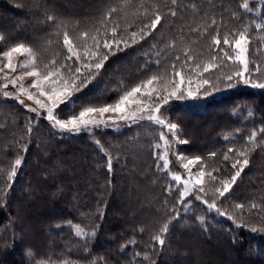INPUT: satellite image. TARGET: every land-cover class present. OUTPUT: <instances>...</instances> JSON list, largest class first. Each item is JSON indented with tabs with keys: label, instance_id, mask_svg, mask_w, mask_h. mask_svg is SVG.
<instances>
[{
	"label": "trees",
	"instance_id": "16d2710c",
	"mask_svg": "<svg viewBox=\"0 0 264 264\" xmlns=\"http://www.w3.org/2000/svg\"><path fill=\"white\" fill-rule=\"evenodd\" d=\"M141 3L149 10L147 16L142 14L143 9L138 11ZM242 3L243 0H176L175 4L172 0H0V33L5 37V47L17 42L31 46L38 66L44 70L52 59L58 64L65 62L64 25L78 43L81 32L91 34L101 28L99 22L105 13L116 8L101 31L118 23L119 35L127 39L129 33L139 32L150 22L153 8L159 11L161 25L144 39L129 41V46L121 45L120 50L109 54L92 78V86L81 88L72 107L64 104L69 113L80 104L110 103L118 96V89L130 87L160 69L168 70L172 63L179 68L185 59L182 50L187 46L195 62L208 60L213 54L210 39L217 29L223 36L247 28L251 39L250 71L255 66L252 62L263 68L264 49L259 53L256 50L262 47L264 30H257L256 24L264 23V0H248L251 12L242 9ZM49 16H54L55 21H49ZM205 29L207 35L201 36ZM171 43L174 48L167 46ZM177 55L181 61H175ZM67 63L73 69L77 66L72 61ZM236 68L229 62L204 76L214 74L220 78ZM167 118L179 125L187 141L181 146L184 152L201 157L207 171L219 169L213 173L215 182L206 178L208 194L204 200L214 202L225 215L210 210L194 195L181 200L178 189L170 191L178 194L181 202L169 208L173 197L164 186L162 209L155 213L152 210L142 219L131 218L126 214L127 204L117 201L118 195L122 196L120 179L115 166L109 170V160L93 158L95 152L89 153V147L82 143L56 139L45 121L33 128L25 126L21 119L20 131L31 129L27 136L30 139L39 135L40 127L47 155L46 159L36 160L33 144L24 147L26 144L19 143L9 151V161L0 163V264H264V89L238 87L198 102H172ZM252 132L257 133V147L249 153L248 166L224 196L214 194L219 181L230 179L235 172L231 164L237 157L228 149L245 146ZM107 139L104 136L106 149ZM79 146L86 155L80 154ZM211 153H216L215 157ZM225 154L231 159L225 161ZM18 158L21 164L16 167L18 175L11 180H15L13 183L7 176ZM253 203L258 207L252 208ZM237 204L244 207L238 209ZM69 221L96 235L77 236ZM166 222L169 231L161 246L153 237ZM29 250L32 257L27 255Z\"/></svg>",
	"mask_w": 264,
	"mask_h": 264
},
{
	"label": "snow or ice",
	"instance_id": "6c2138e0",
	"mask_svg": "<svg viewBox=\"0 0 264 264\" xmlns=\"http://www.w3.org/2000/svg\"><path fill=\"white\" fill-rule=\"evenodd\" d=\"M131 0H126V3H130ZM175 4L176 0H172ZM245 11L251 12L253 9L250 7L248 0H243L240 5ZM139 9H143L142 14L147 16L148 9L144 8L143 3L139 5ZM116 8H111L105 13L104 19L99 23L101 28L105 27V22L111 16L112 13L116 12ZM172 16H175V11L171 12ZM153 18L149 23L137 31L129 33V37L125 39L119 35L118 29L119 24L117 23L114 27L107 29L102 32L101 28H97L91 34L89 31H83L79 34L78 39L82 40V44H77L76 40L69 35L64 25L62 33V43L66 49V55L64 57L65 62L57 63L56 59L50 60L44 65V70L38 66L37 54L33 48L23 42H17L6 50L0 52V73H4L7 70L12 75L5 74L0 76V89H7L9 85L17 90V98L19 96L26 97L27 100L33 101L36 107H29V111L36 112L40 115V111L46 112V119L52 124L54 128H58L60 131L79 133L81 130L89 131L93 127H99L101 125L107 127L110 125H119L120 121L125 123H136L141 120H148L152 123L159 125L162 129H167V133H160V140L165 146L163 155L159 158L163 160L161 167L164 170H169V159L168 151L172 144L175 143H187L178 135L179 125L173 123L163 117L161 108L166 105L171 98L183 99L187 97H195L203 85L210 84L207 78L199 79L204 77L205 73H209L214 69L226 67L227 63L238 65L231 74H225L218 79H224L226 81H232L234 77L242 79L243 83L251 84L254 88H264V83H256L251 78L252 73H260L261 66L259 63H255L254 68L250 71L249 68V45L251 39L248 36V29L245 28L241 31L224 34L221 36L217 29L211 36L209 48L212 51L209 59L206 61L195 62L196 57L192 54L190 46L185 47L183 51L184 61L180 64L179 68L176 63L170 64L168 70L160 69L158 72H153L150 76L139 81L138 83L123 89H118V96L110 103H105L99 106H84L78 112L72 116L61 119L56 113V109L66 100H68L73 92L79 91L81 87L87 85V83L94 77L95 74L103 67L104 62L108 59V55L116 50H120V46H129L131 43L138 42V39H144L151 32L155 31L158 26L161 25L162 16L159 11L152 9ZM54 16H49V21H55ZM216 21L212 20V25H215ZM57 28H61L60 24H56ZM257 30H264V23L256 24ZM127 29H125L126 31ZM193 31H199V29H193ZM59 35L60 33H56ZM207 35V29L201 32V36ZM5 39L4 35L0 33V41ZM91 41V43H89ZM262 47L256 51L259 53L264 49V37H261ZM169 48H174L175 44L171 43L167 45ZM107 50L102 52L101 49ZM17 57H23L24 59L17 61ZM67 61H72L77 64L73 69L71 64ZM175 61H181V56H175ZM159 66L160 62H156ZM95 70V71H93ZM85 72L89 75L85 76ZM185 72L188 75H185ZM249 73L246 77L245 74ZM32 78L31 83L25 85L23 81L25 78ZM193 77L198 78L196 88L192 89L188 87L186 89L181 86L187 83L189 86L193 83ZM177 78H179L177 80ZM19 82V83H18ZM231 86L230 84L228 85ZM31 89H35L32 92ZM5 96H11L12 93L3 92ZM43 97V100L40 99ZM23 103V101H21ZM112 113L116 118L109 117L105 119V114ZM31 129H29L30 131ZM264 132V129H261ZM169 134L170 137L169 138ZM257 133L252 132L247 144L242 146L240 149L229 148L228 152H235L236 159L233 160L231 167L235 169L230 179H222L219 181L220 186L213 189V193H218L219 196H224L231 186L236 182L237 178L240 177L244 168L249 164V153L257 147ZM227 139V137L225 138ZM156 148H160L161 145H155ZM103 151V149H101ZM215 157L216 153L210 154ZM180 162L183 168L187 170L188 179L182 181V177L179 174H172V179L177 182L183 183V190L180 193L181 200L184 197L195 194V199L206 203L210 210L215 209L220 215H225L216 208L214 202L204 200V196L207 195L205 188V176L210 181L215 182L217 177L213 175L214 172L219 169H212L207 171L206 165H202L197 172L193 173L191 170L192 165L201 164L202 158L196 157H180ZM223 159L228 161L231 157L225 154ZM21 164V160L18 158L15 160V166L8 173L7 179L11 181L16 174V167ZM108 168L111 170V160L109 159ZM203 194V195H200ZM238 209H242L244 206L237 204ZM252 208L258 207L255 203L251 205ZM232 219V217H229ZM203 223V218H201ZM69 224L73 227L77 236H95L96 233L85 232L84 228L75 224L72 225L71 221ZM256 229H253L255 231ZM169 231V223L166 222L160 229L158 235L154 236L153 239L161 246L164 245V237ZM134 243V241H132ZM29 257L33 256L31 250L27 252ZM138 255V254H137ZM145 259H148L145 256ZM44 264V262H42ZM68 264V262H65Z\"/></svg>",
	"mask_w": 264,
	"mask_h": 264
},
{
	"label": "rangeland",
	"instance_id": "374dc122",
	"mask_svg": "<svg viewBox=\"0 0 264 264\" xmlns=\"http://www.w3.org/2000/svg\"><path fill=\"white\" fill-rule=\"evenodd\" d=\"M2 42L3 41H0V52L8 48L5 47ZM82 43L83 41L81 40L77 44ZM22 59L24 58H16L17 61ZM40 68L43 70L42 67ZM249 68L251 69L250 64ZM5 74L12 75L5 70L4 73H0V76ZM248 75L249 73L245 74L246 77ZM203 78H207L210 81V84L203 85L200 92L197 93L195 97L185 96L183 99L171 98L169 102L161 108L163 117L171 121L167 118V115L168 106L172 102H198L201 99H211L216 97L222 92L236 90L238 87L264 89L254 88L251 84H245L239 77H234L230 83L223 79H218L219 77H215L214 74H208L199 79ZM251 78L256 83H264V67L261 68L260 73H252ZM31 79L32 78L26 77L23 83L28 85L31 83ZM178 79L179 78H177V80ZM197 80L198 78L193 77V83L190 86L185 83L181 87L184 89L188 87L195 89ZM91 81L92 79L84 87H91ZM229 84L231 85L230 87L228 86ZM81 88L79 91H81ZM5 91L12 93V95H3V92ZM31 91L35 92V89H31ZM79 91L73 92L71 97L56 109L59 118L66 119L73 114H78L84 106H99L98 104H80L75 111H70L68 113V109L64 107V104L72 107L75 103V99L78 97L77 93ZM17 95V90L11 85H9L7 89H0V163L7 160L9 161V151L16 149L19 143L26 144L24 147H28V144H33L36 150V160L41 158L46 159L47 153L44 145L45 136L40 127L38 129L39 135L34 139L27 137L30 136L28 133L31 132V130L20 131L21 119H23L25 126H33V128L39 126V124L41 125L42 121H45L52 129L56 139L70 140L74 144L82 143L84 147L85 145L89 147V153L93 151L95 152L93 158L103 157L102 161L104 162H107L109 159L111 160V166H115L116 173L120 179L119 190L122 196L120 198V195H118L117 201L124 203V205L127 204L128 213L126 214L131 218L138 216V218L142 219L152 210L155 213L159 209H162L164 202V186H166L168 194L173 197L170 204L171 207L169 208H173L175 204H180L181 197L179 198L178 194L171 192L170 189H178L180 193L182 192V181L188 179V174L187 170L182 167L179 158L191 156L181 148V146L186 143L174 142L168 151L169 170L166 171L161 167L163 160L159 157L163 155L165 146L160 140V133L162 131L167 133V129H162L159 125H156L151 121L141 120L136 123H125L124 121H120L118 126L110 125L105 127L101 125L99 127H93L89 131L81 130L79 133L60 131L58 128H54L45 118L46 112L43 110L40 111V115L28 110L29 107H36L33 101L27 100L24 96H19V98H17ZM40 99L43 100V97ZM21 101H23V103H21ZM109 117L116 118L112 113L105 114V119H108ZM178 135L181 139L185 140L184 137H182L180 127ZM104 136L109 137L106 142L107 149L103 145ZM169 138H171L170 134ZM157 144H160L161 147L156 148L155 145ZM77 149L81 152V155H86V152L83 153V148L81 146L77 147ZM101 149H103V151ZM83 161L85 164L88 163L85 159H83ZM201 166V164H197L190 167L192 172L195 173ZM172 174L181 175L182 181H174L171 178ZM17 175L18 171H16L13 179H15ZM206 178L207 175L205 176V182ZM11 182L14 183L15 180ZM193 195L195 196V194ZM193 195L184 197L183 200L185 201Z\"/></svg>",
	"mask_w": 264,
	"mask_h": 264
}]
</instances>
